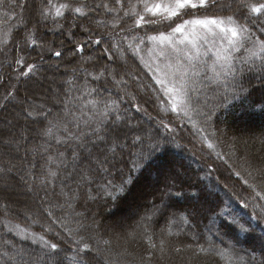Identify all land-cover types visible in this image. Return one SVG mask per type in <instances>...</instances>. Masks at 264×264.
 <instances>
[{"label":"trees","instance_id":"trees-1","mask_svg":"<svg viewBox=\"0 0 264 264\" xmlns=\"http://www.w3.org/2000/svg\"><path fill=\"white\" fill-rule=\"evenodd\" d=\"M52 2L57 6L66 2L73 9L81 3L119 7L112 0ZM227 4L231 10H222L221 5ZM46 5L47 0H4L0 4V103L7 91L16 94L8 111L0 110V123L15 114L18 119L22 116L19 122L24 125L22 109L31 106L35 115L42 106L45 112L50 110L47 120L63 121L76 131L71 115H65V105L80 116L78 104L69 101L92 89L95 91L85 100L118 101L124 119L116 126L121 130L119 137H113L116 152H108V162L102 166L107 171L95 162L97 156L104 159L100 148H92L93 158L74 162V144L65 149L54 139L37 138L35 132L18 152L9 146L1 148L0 165H15L8 183L13 181L15 189L21 187L23 194L17 195L23 198L14 202L9 195L0 194V252L22 250L29 257L41 254L39 245L9 232L5 224L10 223L59 244L63 264H77L73 240L80 237L92 245L91 253L82 254L83 264H264V110L259 104L253 106L254 101H264V71L257 67L249 72L243 66L235 79L227 77V88L223 80L200 75L193 85L196 91L189 94L193 110L184 119L168 106L143 67L140 57L147 42L135 57L127 48L133 36L146 39L155 34L157 24L135 28V17L129 16L113 29L114 14L103 9L89 12L87 17L65 9L63 17L42 19L40 10ZM130 5L143 12L137 0H125L121 17ZM233 13L245 22L247 10L240 8V0H217L215 6L193 11L184 19ZM90 35L93 39L103 36L102 44H89L74 55L72 49ZM118 41L125 49L124 58L115 48L112 61L103 58V49ZM57 51L62 53L60 57L54 54ZM16 59L22 63L17 64ZM27 65L34 66L35 75H20L28 71ZM105 68L106 79H92ZM113 70L119 73L116 79L126 83L113 81L108 76ZM18 133L15 127V135ZM57 135L66 134L61 129ZM39 145L51 147L37 154L26 151ZM57 150L67 157V167L49 165L42 158L55 156ZM49 169L57 176L50 177ZM21 176L33 185V191L26 190ZM233 220L251 231H239ZM68 229L73 232L71 238ZM219 251L226 256L221 258ZM0 264L12 262L0 256Z\"/></svg>","mask_w":264,"mask_h":264},{"label":"snow or ice","instance_id":"snow-or-ice-1","mask_svg":"<svg viewBox=\"0 0 264 264\" xmlns=\"http://www.w3.org/2000/svg\"><path fill=\"white\" fill-rule=\"evenodd\" d=\"M3 2L4 0H0V4ZM137 2L143 6V12L137 11V5H130L127 10L123 11V16L121 17L119 13L124 9L125 0H112L113 5L119 7L110 6L108 3L96 4L94 7H89L81 3L80 6L74 9L68 3H60L57 6L53 4L52 0H47V5L40 10V17L42 19H47L49 15H52L53 19L63 17V10L65 9L73 11L81 17H87L89 12L103 9L107 13L114 14L113 29L117 28L120 20L129 16L135 17V28H144L145 26L157 23V20L146 19V15L159 17L161 20L167 21L170 32L167 34L159 32L157 35H146V39L144 37L133 36L127 48L132 50V55L135 57L142 51L141 45H146V42L151 43V48L147 49L148 59L144 60L143 57H140L143 67L152 74L155 83L163 87L169 95L172 100V109L175 111L178 106H182L185 115L188 114L189 110H193L191 104L192 98L189 96V92L196 91L192 85L196 83L194 78L200 76L201 73V68L198 65H206L208 71L212 73L207 78L216 82L223 80L226 88L229 83L227 77L235 79L237 73L243 72V66H247V71L249 72L254 71L257 67H259L260 71H264V19H262L264 18V0H240V8L247 10V15L243 17V21L245 22L237 19L235 13L224 17L204 16L203 18H199L192 16V18L184 19L185 16H191L193 11L215 6L217 0H137ZM86 8H88V11H85ZM221 8L222 10L230 11L231 4L221 5ZM97 23L106 24L107 22L97 21ZM253 26H256V31H253ZM85 31H88V29H85ZM126 31H132V29H127ZM177 34L180 39L176 38ZM72 35L75 34L70 32V36ZM111 39H116V37L113 36ZM122 39H127V37L125 36ZM103 40V36L99 39H93L90 35L88 40L78 44L72 51L74 55L82 53L89 44L101 45ZM31 42L32 44L36 43L35 40ZM205 45L208 47L205 48ZM113 48L121 54V58L123 59L125 49L120 46L119 41L116 45L104 48L101 56L106 60L112 61L113 56L111 55V51ZM237 53H242L243 55L237 56ZM54 54L57 57L62 55L60 51ZM209 56L211 57L210 63L205 59ZM236 61L240 62L241 68L236 67ZM257 61H259V65H257ZM15 62L21 64L22 60L16 59ZM27 68L28 71L20 72L21 76L31 77L35 75L33 65H27ZM105 71H107L106 68L100 70L92 79L96 81L102 78L106 79ZM118 75L119 73H116L114 70L108 72V76H111L112 80L117 84L126 83L123 79L117 80L116 77ZM67 83L71 84L72 82L68 81ZM93 91L95 89L85 92L80 97H76L74 101H69V103L78 104L80 116L75 115L67 107V104L65 105V115H71L72 120L75 122L76 131H73L63 121L54 123L51 120H47L50 110L45 112L41 106L40 111L34 115L31 106H29L28 109H22L26 121L24 125H21L19 121L13 124V121L9 119L2 122L4 127L0 128V146H15L16 151H19L23 146V142L29 140L30 133L35 132L37 138L47 137L48 139H54L57 145L62 144L65 146V149L72 147L74 144L75 147H72L71 152V158L74 162L82 158H93L92 148H100L104 159L101 160L97 156L95 157V162L101 166L103 171H107L102 166L108 162L107 153L111 152L115 154L116 152L118 145L113 137H119L121 130L116 126L124 117L120 113L118 101H103L95 98L85 100V96H91ZM15 95L13 91H7L3 96L4 102L0 103V110L7 112L9 103L15 99ZM183 97L188 98L187 102L183 100ZM256 104H259L261 110H264V101H254L253 106ZM85 108L88 109V112L84 111ZM137 111H139V108H137ZM83 117L86 118L82 119ZM45 121H47V126H44ZM81 124H83V127H81ZM31 125H40L41 127L32 128ZM13 127L19 128L18 135L11 132ZM61 129L66 135H57ZM139 139V137H136V140ZM89 145H91V148ZM50 147L51 145H48V147L39 145L34 146L30 150L26 149V151L37 154L41 149H43V152H48ZM80 149H83L84 152L82 153ZM42 158H45L46 163L49 165L56 164L59 167L62 164L67 167V157H65L63 151L57 150L55 156L49 154ZM8 163L10 166L0 165V178L3 180V183L0 184V189L3 192L0 194L4 195L8 194L7 189L10 187L8 174L15 167L14 164ZM48 175L55 177L57 176V172L49 169ZM20 180L24 181L27 191H33V185L24 180L23 176L20 177ZM261 198L264 199V196ZM51 214L49 212V215ZM232 223L239 228V231L245 233L251 231L249 227H245L235 220ZM5 227L9 232H14L20 239L31 240L33 244H38L41 248L40 255L31 257L26 256L22 250H15L13 254H10L8 251L0 252V256L6 257L12 264H63L65 258L61 256L62 250L59 244L50 242L42 235L37 237L35 234H30L27 228H23L19 224L9 223L5 224ZM67 235L69 238L73 236L71 229H68ZM129 235L134 238L133 234ZM8 243V241H5V244ZM73 243L76 244V257L73 259L77 260V264H83L85 255L92 252V245L86 242L83 237L73 240ZM104 243L108 244L110 242L104 241ZM200 250L205 251L203 247ZM219 255L221 258H224L226 253L219 251ZM18 257L19 259H17Z\"/></svg>","mask_w":264,"mask_h":264},{"label":"rangeland","instance_id":"rangeland-1","mask_svg":"<svg viewBox=\"0 0 264 264\" xmlns=\"http://www.w3.org/2000/svg\"><path fill=\"white\" fill-rule=\"evenodd\" d=\"M63 3H66V2H63ZM150 15H146V19H148V17H149ZM151 17V16H150ZM196 17V16H195ZM152 19H154V20H157V27H158V30H157V32L155 33V34H152V35H157L159 32H165L166 34L168 33V32H170V28H169V26H168V22L167 21H163V20H161L159 17H151ZM177 39H180V37H179V35L177 34V37H176ZM151 43L150 42H147V47H146V51H145V53L142 55V57L144 58V60H147L148 59V51H147V49L148 48H151ZM205 48H207L208 46L207 45H205L204 46ZM237 56H241V55H243L242 53H237L236 54ZM205 59H207L208 60V62L210 63L211 62V57L209 56V57H207V58H205ZM236 63V66H238V65H240V62L239 61H236L235 62ZM198 67H200L201 68V73H200V75L201 76H203V75H205V76H207V77H210L211 75H212V73L210 72V71H208V68H207V66L206 65H198ZM147 70V69H146ZM151 74V73H150ZM151 76H152V74H151ZM198 77H200V76H198ZM198 77H195L194 79L197 81V79H198ZM155 81V80H154ZM157 86H158V88L160 89V91H161V93L167 98V100H168V106L169 107H171L172 108V100H171V98L169 97V95L165 92V90H164V88L163 87H161L160 85H158L157 84ZM192 87H193V85H192ZM189 94H191V92L189 93ZM183 100L185 101V102H187V100H188V98L187 97H183ZM178 114H181L182 116H183V118L184 119H187V118H189V111H188V114L187 115H185L184 114V111L182 110V106H178L177 107V109L175 110ZM7 119H9V120H12L13 121V124H15L16 123V121H19V120H22V116L21 115H19V119H18V116H16L15 114L13 115V116H11V117H8ZM5 121V120H4ZM3 122V121H2ZM0 123V127L2 128V127H4V124L3 123ZM11 132L13 133V134H15V127H13L12 129H11ZM2 147H8V146H0V155L2 154ZM9 147H11L15 152H18V151H16V149H15V146H9ZM13 183V181L9 184L10 185V187L7 189V190H10V191H16L15 193H8V191H7V195H9L10 197H11V200H14V202H16V199H20L19 201H21L22 202V198L23 197H21V195L23 194V192L21 191V190H23V189H21L20 190V188L18 189H15L16 187L12 184ZM3 192V191H2ZM17 193H19V194H21L20 196L19 195H17ZM33 195L36 197V193H33ZM31 200H33L32 198H30ZM14 207H15V205H14ZM14 207H11L12 209L14 208ZM21 210H23L22 208H20ZM11 233H14V232H11ZM14 235L15 236H17L15 233H14ZM18 238H19V236H17ZM20 239V238H19ZM27 242H30V243H32L31 242V240H26ZM33 244V243H32ZM36 245H38V244H36Z\"/></svg>","mask_w":264,"mask_h":264}]
</instances>
